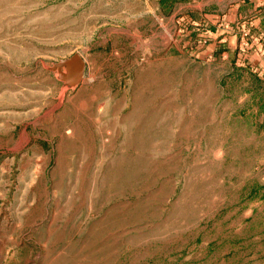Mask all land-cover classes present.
Segmentation results:
<instances>
[{
	"label": "rangeland",
	"instance_id": "1",
	"mask_svg": "<svg viewBox=\"0 0 264 264\" xmlns=\"http://www.w3.org/2000/svg\"><path fill=\"white\" fill-rule=\"evenodd\" d=\"M154 6L0 0V264H264V80Z\"/></svg>",
	"mask_w": 264,
	"mask_h": 264
},
{
	"label": "crops",
	"instance_id": "2",
	"mask_svg": "<svg viewBox=\"0 0 264 264\" xmlns=\"http://www.w3.org/2000/svg\"><path fill=\"white\" fill-rule=\"evenodd\" d=\"M167 32L171 21L210 34L211 60L222 57L227 70L255 67L264 80V0H145ZM172 27V26H171ZM212 37V38H211Z\"/></svg>",
	"mask_w": 264,
	"mask_h": 264
},
{
	"label": "water",
	"instance_id": "3",
	"mask_svg": "<svg viewBox=\"0 0 264 264\" xmlns=\"http://www.w3.org/2000/svg\"><path fill=\"white\" fill-rule=\"evenodd\" d=\"M51 69L58 72V78L62 80L66 86L74 87L79 85L85 75L86 60L79 53L61 59L55 62Z\"/></svg>",
	"mask_w": 264,
	"mask_h": 264
}]
</instances>
